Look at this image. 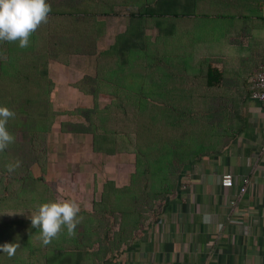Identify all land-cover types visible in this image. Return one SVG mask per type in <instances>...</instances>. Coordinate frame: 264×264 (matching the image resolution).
Masks as SVG:
<instances>
[{
	"label": "rangeland",
	"instance_id": "374dc122",
	"mask_svg": "<svg viewBox=\"0 0 264 264\" xmlns=\"http://www.w3.org/2000/svg\"><path fill=\"white\" fill-rule=\"evenodd\" d=\"M149 1L145 6L150 8L149 12L157 13L159 1ZM249 5L248 2L245 16L238 12L233 17L226 15L223 28L213 33L216 40L209 42L218 44L212 46L210 52L201 53L197 64L182 57L175 63L162 61L164 55L159 56L161 18L155 15L145 17L146 27L142 26V36L134 48L125 55L117 52L114 61L111 59L113 54L104 55L107 60L98 64L96 54L94 60L77 57L75 62H70V67L77 69L75 72L73 67L55 71L49 66L46 75L53 90L48 92L54 113H47L45 131L42 132L45 136L42 149L45 150L41 157L46 165L41 170L35 166L30 169V174L25 173V177L45 183L47 190H43V195L46 198L40 202H54L58 198L75 200L81 207L77 216L79 223L75 235L69 236L67 229L62 228L47 246L39 239L40 232L36 229L29 240L18 243L14 256L1 254L0 264H47L42 249L50 255L61 251L65 261L70 262L72 257V263L80 258L81 264H169L177 261L175 247L202 248L196 231L186 233L184 228H177L175 219L182 220L180 213L184 199L178 197L191 191L184 186L192 181V164L198 155L215 156L222 145L228 143L229 137L249 126L246 123L250 118L246 109L249 102L247 81L264 56V17ZM126 17L131 18V22H141L139 17L132 20L125 15L124 23L128 21ZM239 18H245V22L239 23ZM134 25L137 30L141 29ZM203 32L205 34V28ZM221 41L229 46L228 52L223 49L220 53L219 48H227L220 45ZM110 46L99 51L103 53ZM210 68L221 73L220 81L213 89L206 86V73ZM83 76H97L99 83L94 94L89 95L73 86ZM117 95L129 97L128 103L140 113H147L158 130L159 125L164 124V130L171 133L165 136L167 142L152 141L150 152L141 151L140 159L132 153L93 151V135L83 132V128L94 127L96 114L117 108L120 105ZM28 123L40 124L35 120ZM22 125L21 122L16 124L21 128ZM174 136L178 139L169 141ZM143 154L146 158H142ZM6 160L0 158V177L6 175L7 168H1V163ZM145 162L149 173L144 174ZM258 162L257 159L256 164ZM135 172L140 177H136ZM108 180L113 186L110 188L105 184L108 191L104 192V183ZM12 187L17 189L20 185L0 178V197ZM147 187L150 189H145ZM169 203L175 207H167ZM9 207L0 208L1 217L5 218L4 214H11L10 211L14 212L20 206ZM230 207L229 212L234 213L236 204ZM173 212H177L176 218ZM256 213H260L259 210ZM233 224L240 226L236 234L251 228L252 233L247 232L253 237L256 235H253V229L264 227L261 222L247 226L238 222ZM181 226L185 227V224ZM225 227L228 226L224 225L222 229L218 225V230L223 233ZM241 227L244 228L241 230ZM261 237L264 240V233ZM222 239L219 235L203 247L235 244L233 237ZM200 253L198 256L204 264L209 255L205 251Z\"/></svg>",
	"mask_w": 264,
	"mask_h": 264
},
{
	"label": "crops",
	"instance_id": "0c3cea01",
	"mask_svg": "<svg viewBox=\"0 0 264 264\" xmlns=\"http://www.w3.org/2000/svg\"><path fill=\"white\" fill-rule=\"evenodd\" d=\"M158 1V14H160L159 17L161 18L159 56L162 58L164 55L162 59L164 63H175L182 57L197 64L201 60L199 59L201 53L210 52L211 47L218 44V42L215 44H210L209 42L215 39L213 33L217 30L220 31L221 27L223 28L225 25L226 17H228L226 15L229 14L230 17H233V14L236 15V12H238L240 15L245 16L248 2L253 10L255 9L260 13V17H264V0H261L262 2L255 0L253 3L249 0ZM46 2L48 4L52 2L50 4L51 7H55L61 12L59 15H52L50 17L52 19L49 18L47 23H41L36 30L37 33L46 35L50 30H54L55 33L60 31L63 37L60 38L61 41L59 43L56 44L55 42V44L63 47L64 51L76 46L84 47L87 40L96 39V54L98 57L99 50L114 45L115 40L121 34H125L130 30L134 31V29L138 33L141 32V30L135 28V22H131V18L128 20L126 17L128 21L124 23L125 15L146 16L150 8L147 5L145 6V3L147 4L151 1L56 0L54 2V0H46ZM54 4L57 6H53ZM225 6H227L226 11L224 10ZM140 18L143 20L140 25L143 24L142 26L146 27V24H144L145 17L140 16ZM54 19L59 26L54 24ZM242 20L245 22V18ZM242 20L239 18V23ZM204 28L205 34L203 32ZM90 31H93L91 35L88 33ZM145 36L146 33L143 36L144 40H146ZM219 38L225 40V37L220 36ZM220 45L227 47L219 48L220 53L223 52V49H225L224 52H228L229 46H227L225 41H221ZM6 47H8L7 44L4 49ZM99 47L100 49H98ZM5 54L4 52L3 55H0L3 57ZM94 55H77L71 52L66 58H63V55L58 52L56 56L59 62L54 58L48 59L47 72H49V66L53 67L55 71L57 69L67 71L66 69L73 67H70V62H75L77 57L94 60ZM101 56V58L99 57L101 61L107 60L106 56ZM115 56L116 53L111 56L113 60L117 58ZM262 59L256 64L254 73ZM73 68L72 70L75 72L77 69ZM248 85L249 80L247 81V90H249ZM71 88L74 89V87ZM248 101L246 104V109L249 110L250 114V118L246 121V123H249L248 128L242 129L238 134L229 137L228 143H224L222 145L223 148L218 150L215 156L210 154L206 157L202 156L192 164V172L194 173L192 181L189 182L188 186H184L191 191L188 195L185 194L184 196L181 193L178 197V199L184 198L186 202L183 199L181 205L183 211L180 213L181 222L178 221V218L175 220L178 229L182 227L185 229L184 232L187 231L186 233L197 232L201 239L198 244L202 248L197 246L192 248L175 247L174 253L177 256L175 258L177 261L169 264H203V259L198 256L203 251L209 255L205 259L206 262L204 264H264V240L261 237L264 233V227L262 229L259 228V230L253 229V235L254 233L258 234L253 237L252 234L248 233L249 231L252 233L251 228L248 231L241 227V230L244 228L243 233L236 234V230L240 226L233 224L236 222L242 223L244 226L260 222L264 224V110L259 103L251 99V96ZM259 148H261L260 153L258 151L260 150ZM257 159L259 161L258 164H256ZM195 169L198 170L195 171ZM228 173L233 174L235 183L232 187L226 189L220 185V182L223 175ZM245 178H249L250 183L246 185L245 193L239 194V187ZM178 199L176 202L179 204L180 201ZM216 203L218 205L215 207ZM231 204H236L234 213L229 212ZM172 205V203H169L167 207L174 208L175 206ZM257 210L260 213H256ZM173 214L175 218L178 215L177 212H173ZM181 224H185V227L181 226ZM218 225L222 229H224V225L228 227H225L222 233L221 230H218ZM219 232L222 234H219ZM219 235L223 238L222 240L232 239L233 237L232 240L235 244L226 247L223 244L210 246L209 249L204 248L206 242L212 243L213 239ZM181 236L184 237L185 233Z\"/></svg>",
	"mask_w": 264,
	"mask_h": 264
},
{
	"label": "trees",
	"instance_id": "16d2710c",
	"mask_svg": "<svg viewBox=\"0 0 264 264\" xmlns=\"http://www.w3.org/2000/svg\"><path fill=\"white\" fill-rule=\"evenodd\" d=\"M54 2H56V0H54ZM55 5L56 4L53 6ZM60 12L61 11H58L57 8L51 7L48 19L54 14L59 15ZM155 15L159 17L160 14L153 10L147 13L146 16L131 15L130 17H139L142 22L143 20L140 16L152 18ZM134 22L141 27L140 30L143 32L142 25L139 24L141 22L137 20ZM54 24L59 26L55 19ZM91 32L93 31L88 33L91 35ZM141 32L138 33L134 29V31L130 30L125 34H121L115 40L114 45L104 50L103 53H99L96 59L97 63H104L106 61H101L99 59L101 55H112L115 53L117 55V52L125 55L127 52L131 51L136 45L135 42L142 36ZM62 37L60 31L55 33L54 30H50L46 35L35 31V33L30 35L29 45L26 48H20L19 41H5L3 42V47L0 49L1 55H3L4 52L6 53L3 57L0 55V106L8 107L15 113V116L10 118L6 125L9 132L15 137V142L10 144L3 152H0V158L7 159L6 163H1V168L5 169L9 164H19V167L11 173L5 170L6 175H1L0 178H6L9 183L17 182L20 185L17 189L12 187L10 192L0 197V208L14 205L15 207L17 205L20 206L16 207V211H10L11 214H4L6 216L5 218L0 216V218H2L0 220V244H18L21 241L29 240V237L35 234L36 230V228L32 227L31 220L29 219L31 212H35L38 205L47 202H40V200L45 197V195H43V190H47L45 183H40L35 181L36 179L32 180L25 176L27 173L30 174V169L32 170L35 166L41 170L42 167L44 168L46 165V162L42 161L43 157H41L43 154L42 152L45 150L42 149L45 144V136L42 132L45 131L44 124L47 123V113H54L50 102L51 95H49L48 92V90H53L50 85V80L46 75L48 59L54 58L59 62L56 56L58 52L60 55H63V58H66L71 52L77 55L88 56L96 54V39L87 40L84 47L76 46L64 51L62 49L63 47H59V45L56 46V44L61 41L60 38ZM6 44L8 47L4 49ZM60 49L62 50L59 51ZM115 59L116 58H114V60ZM220 78L221 73L215 68H210L206 73V86L213 89L219 83ZM98 83L97 76H83L82 79L75 83L74 87L92 95L96 91L94 88H96ZM247 91V97L250 98V91ZM117 97V101H119L120 104L117 108L115 107L113 110L102 111L96 114V116L92 114L93 117L95 116V122L93 123L94 127L91 126L90 129L83 128V132H89L93 135V151L97 153L105 152L108 154H118L121 152L127 154L132 153L139 157L141 151L146 153L150 152L149 147H152V141L157 142L159 140L160 142H167L165 136L171 133H168V130H164V124L159 125L158 130L156 125L150 122L147 113H140L128 103V101L131 100L129 97L119 95H117ZM166 107H169L168 104H166ZM109 109H111V107H109ZM124 115H126L127 118L123 117ZM34 120L36 123L38 122L42 125L35 124V126L28 123ZM19 122L23 124L22 128L16 126ZM34 126L35 128H33ZM176 138L177 136H174L169 141H174ZM152 155L157 156L156 153ZM145 156L146 155L143 154L142 158H146ZM198 156L197 159H200L203 155L201 153ZM137 159H140V157ZM144 166L145 171L142 172L144 174L145 172L149 173L147 162L144 163ZM135 176L140 177L139 174L137 175V172H135ZM105 184L110 188L113 186L111 180L105 181L104 192L108 191ZM145 189L150 188L147 187ZM7 190L9 189L7 188ZM41 252L44 253L47 264H81L80 258L75 259L73 263L72 257L70 262L65 261L63 259L64 253L61 251H56L53 255H50L45 249H42ZM1 254L7 255L0 251V255Z\"/></svg>",
	"mask_w": 264,
	"mask_h": 264
},
{
	"label": "clouds",
	"instance_id": "9594fccd",
	"mask_svg": "<svg viewBox=\"0 0 264 264\" xmlns=\"http://www.w3.org/2000/svg\"><path fill=\"white\" fill-rule=\"evenodd\" d=\"M50 12L51 5L46 0H0V42L19 41V47L26 48L30 35L41 23H47ZM14 116L15 113L8 107L0 106V152L15 142V137L6 127L8 120ZM6 167L11 173L19 164ZM80 212L81 207L75 200L58 198L54 202L38 205L29 219L32 227L39 230V239L47 246L60 234L62 228L67 229L69 236L75 235ZM17 247L19 245L16 243H4L0 244V251L12 257Z\"/></svg>",
	"mask_w": 264,
	"mask_h": 264
},
{
	"label": "built area",
	"instance_id": "2783aa9c",
	"mask_svg": "<svg viewBox=\"0 0 264 264\" xmlns=\"http://www.w3.org/2000/svg\"><path fill=\"white\" fill-rule=\"evenodd\" d=\"M248 89L250 91L251 99L259 103L264 110V57L257 67L254 75L249 79ZM235 183V177L232 173L223 175L220 185L223 188L228 189L232 187ZM250 183L249 178H245L241 186L239 187V194H244L246 190V185ZM233 202V201H232Z\"/></svg>",
	"mask_w": 264,
	"mask_h": 264
}]
</instances>
